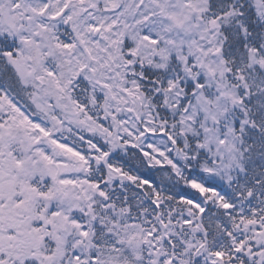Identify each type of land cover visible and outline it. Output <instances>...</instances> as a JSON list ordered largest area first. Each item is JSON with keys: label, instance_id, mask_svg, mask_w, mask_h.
Returning a JSON list of instances; mask_svg holds the SVG:
<instances>
[{"label": "snow or ice", "instance_id": "obj_1", "mask_svg": "<svg viewBox=\"0 0 264 264\" xmlns=\"http://www.w3.org/2000/svg\"><path fill=\"white\" fill-rule=\"evenodd\" d=\"M0 264H264V0H0Z\"/></svg>", "mask_w": 264, "mask_h": 264}]
</instances>
